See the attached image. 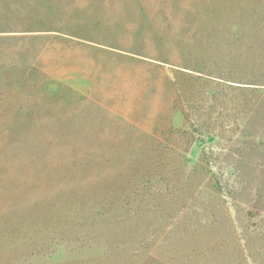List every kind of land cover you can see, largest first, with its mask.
I'll use <instances>...</instances> for the list:
<instances>
[{"label": "rangeland", "instance_id": "rangeland-1", "mask_svg": "<svg viewBox=\"0 0 264 264\" xmlns=\"http://www.w3.org/2000/svg\"><path fill=\"white\" fill-rule=\"evenodd\" d=\"M10 1L0 264H264V0Z\"/></svg>", "mask_w": 264, "mask_h": 264}, {"label": "trees", "instance_id": "trees-1", "mask_svg": "<svg viewBox=\"0 0 264 264\" xmlns=\"http://www.w3.org/2000/svg\"><path fill=\"white\" fill-rule=\"evenodd\" d=\"M0 11H4L0 16V32H20L29 31L34 28L35 22L26 16L23 9V1L15 2L10 0H0Z\"/></svg>", "mask_w": 264, "mask_h": 264}]
</instances>
